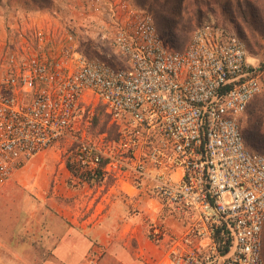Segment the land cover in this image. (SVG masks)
<instances>
[{
	"label": "built area",
	"instance_id": "built-area-1",
	"mask_svg": "<svg viewBox=\"0 0 264 264\" xmlns=\"http://www.w3.org/2000/svg\"><path fill=\"white\" fill-rule=\"evenodd\" d=\"M108 20L98 33L120 65L77 52L57 61L42 30L33 32L36 48L20 31L24 44L9 38L0 47V191L31 158L75 138L85 108L99 104L117 138H75L71 162L83 177L120 178L123 191L186 222L171 264H264V155L248 149L242 131L262 90L261 65L215 20L181 50L165 43L145 9ZM66 39L75 37L68 31ZM165 233L154 225V237Z\"/></svg>",
	"mask_w": 264,
	"mask_h": 264
},
{
	"label": "rangeland",
	"instance_id": "rangeland-1",
	"mask_svg": "<svg viewBox=\"0 0 264 264\" xmlns=\"http://www.w3.org/2000/svg\"><path fill=\"white\" fill-rule=\"evenodd\" d=\"M187 1L203 9L202 23L215 20L228 24L237 31L235 21L237 22L240 16L252 19L251 21L254 22L252 28L247 25L242 30L238 29L241 33H237L245 42L250 57L258 62L263 70V88L258 95L261 97L264 93V0ZM132 8L147 10L156 24V16L151 10L138 4L137 0H51L50 5L45 9H40L36 2L28 0H2L0 4V47L4 43L8 44L9 38L13 40L15 47L24 44L15 37L16 32L20 31L26 32L30 47L36 48L37 40L34 39L33 32L42 30L51 38V50L57 61H63L65 57L69 60V54L77 52L87 57L103 56L110 62L120 65V60H123L122 56L115 55L111 51L109 43L102 40L98 31L102 30V26L112 22L108 20L109 15L111 18V13L122 16ZM161 22V20L158 22L160 26ZM68 31L74 35V41L66 39ZM255 102L251 103L242 118L243 132L251 128L252 121L255 119L250 112ZM256 114L264 116V113H259V111ZM95 118H98L96 124L93 123ZM112 124L102 106L94 104V106L85 108L82 119L77 125L78 132L74 137L76 139L84 137L92 142L101 139L115 140L116 129ZM102 125L105 128L104 131H100ZM75 138L63 139L31 158L22 168L12 174L1 190L0 238L6 242L11 240L13 243L9 245L11 251L0 246V264H42L45 261H51L49 248L52 245L48 243L54 239L50 242L51 237L46 228L49 221L65 223L82 236L78 244L74 246L75 258L63 264H171L167 254L173 244L172 240L182 237L187 230V225L184 220H178L168 214L160 205V210L156 213L157 209L148 212L145 207L139 208L131 203L128 212L124 213L123 210L118 209L114 213L115 217L120 220L118 223L124 222V215H128L131 219L130 227L126 230H122V226L116 228H110V226L103 228L101 235L98 234L100 230L90 231L94 222V217H92L94 201L92 199L95 193L102 196L107 192L112 194L114 192L126 194V192L122 190L124 185L120 182V178L102 179L81 175L71 162L76 148ZM250 138L255 142L257 140L254 135ZM260 140L263 141V139H258ZM247 147L249 150L264 155L261 150L251 148L248 144ZM76 208L80 210L79 222L87 221L84 229L74 227L66 218L67 213H71V210L75 211ZM153 214L156 218L151 221L149 216ZM95 219L98 218L95 217ZM165 219L181 226L180 230L170 229ZM29 222L38 223L39 228L30 229ZM158 223L165 226L167 233L164 236L154 237L153 227ZM18 224H22L23 228L18 227ZM145 239L156 247V253L152 254L151 250L148 253L145 252L148 248L144 245ZM15 251L22 253L24 261L14 259L13 252Z\"/></svg>",
	"mask_w": 264,
	"mask_h": 264
},
{
	"label": "crops",
	"instance_id": "crops-1",
	"mask_svg": "<svg viewBox=\"0 0 264 264\" xmlns=\"http://www.w3.org/2000/svg\"><path fill=\"white\" fill-rule=\"evenodd\" d=\"M99 197L100 199H97ZM92 201H94V205L92 206L93 212H94L92 217H94V222L92 223V227L90 228V231L100 230L98 232V234L100 235L103 231L102 229L106 227L111 226L110 228H116L117 226L118 227L122 226V230L123 229L126 230L128 227H130L129 225L131 223V219L128 218V215H124L123 216L124 222L122 224L119 222L120 223L119 224L118 221L120 220H118V217H115L114 213H116V210L118 209L121 211L123 210L124 213L128 212L127 210L131 203H133L136 207L138 206L139 208L145 207L146 211L148 212H151V210L153 211L154 209H157L156 213H158L160 210L159 203L156 202V200L150 197H147L144 194L134 193L132 191L126 194H119V193L117 194L116 192L112 194L111 192H107L103 194L102 196L95 193V196L93 197ZM78 208H76L75 211L71 210L72 211L71 213H67L66 218L71 222V224L74 227H77V228L81 227L82 229H84L85 223L87 221L83 220L81 223L79 222L78 217H79L80 210ZM83 216H84V212L82 214V217ZM155 216L156 215L154 214L150 215L149 216L150 220L154 221L156 218ZM95 217H97L98 219H95ZM89 219H90L89 221L91 222L90 217ZM29 223H30L29 224L30 229L36 230L39 228L38 223H34V224H31V222ZM165 223L166 225H169L170 229H173L174 231L175 230L179 231L181 228V226L179 227V225L177 226L174 222H170L169 220L168 221L166 220ZM15 227L16 226H14V228ZM18 227L23 228V225L18 224ZM46 228L48 229L47 232L51 237L49 238L50 242H51V239L52 240L54 239V240L51 243H48L49 245H52L49 248V253L51 252V256H52L51 261H45L42 264H63L64 262H67L70 259H74L76 255L74 254L75 253L74 246L77 245L79 242V239L82 238L80 233L75 231V229H73L72 227L67 226V224L61 223L60 221L59 222L49 221L48 224H46ZM8 241L9 242H6L2 238H0V246H2L4 249L8 251H11V248L9 247V245L13 242L11 240H8ZM144 245L148 246L147 250L145 251L146 253H148L149 250H151L152 254L156 253L155 252V250H157L156 247H154L152 243L148 241L147 239H145ZM13 254H14V259H17L18 261H21V262L24 261L23 259L25 258H23L22 253H18L17 251H15V253L13 252Z\"/></svg>",
	"mask_w": 264,
	"mask_h": 264
},
{
	"label": "trees",
	"instance_id": "trees-1",
	"mask_svg": "<svg viewBox=\"0 0 264 264\" xmlns=\"http://www.w3.org/2000/svg\"><path fill=\"white\" fill-rule=\"evenodd\" d=\"M1 1L2 0H0V4ZM28 1L36 2L40 9L47 8L51 3V0H28ZM137 1L138 4L142 5V7L151 10L152 13L156 16V24H155V26L157 25L156 29L159 35L165 41V43L173 50L183 49L190 40L191 34L194 31V29L202 24L203 18L201 16V13L203 9L197 4H192V3L189 4L187 0H137ZM160 20L162 21L161 26L159 25L160 23H158L160 22ZM251 20H252L251 18L240 16L239 19H237V22L235 21L237 31L232 25L236 34L240 39L242 38L238 33L239 32L241 33V31L238 32V29L242 30L247 25H248L247 27L252 28L254 22ZM261 83L263 88V77L261 79ZM257 96L255 97L256 100L254 98L248 105L249 108L251 103L256 101L250 111L251 115L253 114V117H255V119L254 121H252L251 128L245 130L244 131L245 134L243 132V138L246 146L248 144L251 148H255L257 150H261L264 152V143H263L264 116L262 117L256 114L257 111H259V113H264V93L261 95V97L258 96L259 98ZM102 108L104 109L103 106ZM107 117L110 118L109 115H107ZM97 122H98V118H95L93 123L96 124ZM112 126L114 129H116L115 138H114L116 139L118 135L117 126L114 123L112 124ZM104 129L105 128L102 125L100 131H104ZM252 135L256 137L257 139L256 142L253 141L252 138H250V136ZM258 139H263V141L261 140L258 141Z\"/></svg>",
	"mask_w": 264,
	"mask_h": 264
}]
</instances>
